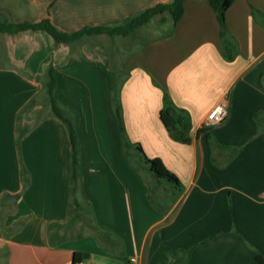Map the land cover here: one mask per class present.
Listing matches in <instances>:
<instances>
[{
	"label": "crops",
	"instance_id": "1",
	"mask_svg": "<svg viewBox=\"0 0 264 264\" xmlns=\"http://www.w3.org/2000/svg\"><path fill=\"white\" fill-rule=\"evenodd\" d=\"M174 2L0 0V21L49 20L73 34L126 25ZM226 26L232 61L210 2L185 0L169 32L118 36L115 67L103 46L72 53L73 45L46 32H0V264H75V254L92 264H256L255 252L264 257V0H235ZM50 65L54 96L78 138L80 208L72 207L70 136L47 100ZM116 85L128 141L161 159L180 187L140 164L134 148L126 153ZM165 93L191 118L188 144L174 141L161 120ZM220 103L228 116L209 126ZM43 106L49 111L39 117ZM84 210L89 232L73 222Z\"/></svg>",
	"mask_w": 264,
	"mask_h": 264
},
{
	"label": "trees",
	"instance_id": "2",
	"mask_svg": "<svg viewBox=\"0 0 264 264\" xmlns=\"http://www.w3.org/2000/svg\"><path fill=\"white\" fill-rule=\"evenodd\" d=\"M184 1L175 0L171 5H158L154 8H150L140 16L132 19L126 25L108 26V27H95L85 28L82 31L65 34L60 32L49 20H45L40 23H24V24H3L0 21V32L2 33H20L24 31H42L50 35L57 43L72 46L74 43L83 39L86 36H100L108 35L110 37H126L138 29H142L147 26L156 16L168 13L172 19V26L175 27L178 21L181 19L184 13ZM214 9L220 27L221 35L224 41V55L226 60L232 61L235 57L234 47L227 41V26H226V12L235 0H208ZM171 32V31H170ZM45 90L47 94V100L52 114L61 120L69 133L72 144V176H71V191H72V207L80 208L78 202V192L80 188V160L78 150V138L72 116L63 109L61 104L56 100L54 92L57 86L54 67L48 66L46 70ZM113 107L116 116L119 119L122 130L124 132V147L126 153L129 149L134 148L138 154L140 161H143L148 169L159 179H164L169 183L180 187L179 179L170 172L161 159H151L146 156L144 150L139 144L132 145L124 131L123 119H122V107L120 101V87L115 86L113 90ZM161 120L165 125L171 138L179 143L188 144L191 142L190 132L192 129L191 118L186 111H182L176 108L173 101L168 94L164 95V104L160 113ZM184 251H171L170 255L179 256ZM82 254H75L74 262L79 263ZM256 264H264V257L255 252ZM161 264V263H160Z\"/></svg>",
	"mask_w": 264,
	"mask_h": 264
},
{
	"label": "rangeland",
	"instance_id": "3",
	"mask_svg": "<svg viewBox=\"0 0 264 264\" xmlns=\"http://www.w3.org/2000/svg\"><path fill=\"white\" fill-rule=\"evenodd\" d=\"M172 26V21L169 19L168 14L166 13L165 15H159L157 17L154 18L153 21H151V23H149L147 26H145L143 29L148 33V35L150 36H159L162 34H165L167 32H169L170 28ZM120 37H110V36H93L91 38H87L81 41H78L76 43L73 44V49H72V53L74 52H78L81 53L82 52V47L84 45H88V46H103L106 49V52L108 53L110 59H111V64L112 67H115L117 65V62L115 61V58H119V55H114L113 53H117L118 47L120 46ZM41 103V101L39 102ZM39 111V117H42L43 114H45L46 112L49 111V107L48 106H43L42 109H38ZM136 160L139 161L140 164H142L144 167H146V169L148 168L145 163L143 161H140V158L138 157V154L136 153ZM74 220L73 222L76 221H81L82 225H83V230L86 232H89V228L91 226L90 223V216L88 214L87 211H81L79 213V217L73 216ZM72 228V226H68V229ZM82 231V230H81ZM83 231V232H84ZM71 232V231H70ZM78 232V231H76ZM75 231H72L71 234H75Z\"/></svg>",
	"mask_w": 264,
	"mask_h": 264
},
{
	"label": "built area",
	"instance_id": "4",
	"mask_svg": "<svg viewBox=\"0 0 264 264\" xmlns=\"http://www.w3.org/2000/svg\"><path fill=\"white\" fill-rule=\"evenodd\" d=\"M228 116V110L224 103L217 104L213 110L209 113L207 118V124L209 126H215L222 124ZM76 264H92L91 262H79Z\"/></svg>",
	"mask_w": 264,
	"mask_h": 264
},
{
	"label": "water",
	"instance_id": "5",
	"mask_svg": "<svg viewBox=\"0 0 264 264\" xmlns=\"http://www.w3.org/2000/svg\"><path fill=\"white\" fill-rule=\"evenodd\" d=\"M16 198H18V196H9L8 199H9V201H10V200L12 201L13 199H16Z\"/></svg>",
	"mask_w": 264,
	"mask_h": 264
}]
</instances>
